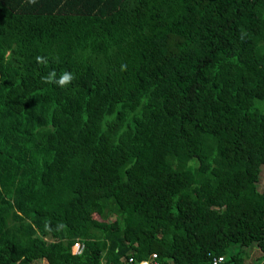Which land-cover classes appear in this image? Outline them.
<instances>
[{"label":"trees","instance_id":"trees-1","mask_svg":"<svg viewBox=\"0 0 264 264\" xmlns=\"http://www.w3.org/2000/svg\"><path fill=\"white\" fill-rule=\"evenodd\" d=\"M262 167L264 0H0V264H264Z\"/></svg>","mask_w":264,"mask_h":264},{"label":"built area","instance_id":"built-area-1","mask_svg":"<svg viewBox=\"0 0 264 264\" xmlns=\"http://www.w3.org/2000/svg\"><path fill=\"white\" fill-rule=\"evenodd\" d=\"M83 244L76 240L71 247L72 253H79L82 251ZM223 261V256H214L212 258L213 264H219ZM122 264H158L156 261V254H150L148 259H141V260H134L132 257H129L124 263Z\"/></svg>","mask_w":264,"mask_h":264},{"label":"rangeland","instance_id":"rangeland-1","mask_svg":"<svg viewBox=\"0 0 264 264\" xmlns=\"http://www.w3.org/2000/svg\"><path fill=\"white\" fill-rule=\"evenodd\" d=\"M264 185V167L261 168L260 171V178L259 182L257 184L258 189H261L262 186ZM246 250V258H245V263L247 264L248 262L252 261L257 254H259L258 249L255 246H251L249 248H245ZM31 264H42L40 260H36L32 262Z\"/></svg>","mask_w":264,"mask_h":264},{"label":"clouds","instance_id":"clouds-1","mask_svg":"<svg viewBox=\"0 0 264 264\" xmlns=\"http://www.w3.org/2000/svg\"><path fill=\"white\" fill-rule=\"evenodd\" d=\"M29 2H30V3H33V2H35V0H29ZM41 60H42L41 57H37V61H38V62L41 61ZM54 76H55V73L52 72V73H50L49 76L46 77L45 79H46L47 82H53V77H54ZM72 79H73L72 74H71V73H68V72H65V73H63V74L60 76V78H59L57 81H54V82L58 83L60 86H65V85H67L68 83H70Z\"/></svg>","mask_w":264,"mask_h":264},{"label":"crops","instance_id":"crops-1","mask_svg":"<svg viewBox=\"0 0 264 264\" xmlns=\"http://www.w3.org/2000/svg\"><path fill=\"white\" fill-rule=\"evenodd\" d=\"M42 264H45V261H43Z\"/></svg>","mask_w":264,"mask_h":264}]
</instances>
